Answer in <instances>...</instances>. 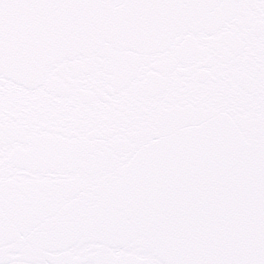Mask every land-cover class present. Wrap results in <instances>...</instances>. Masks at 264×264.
I'll return each instance as SVG.
<instances>
[{"label": "snow or ice", "instance_id": "snow-or-ice-1", "mask_svg": "<svg viewBox=\"0 0 264 264\" xmlns=\"http://www.w3.org/2000/svg\"><path fill=\"white\" fill-rule=\"evenodd\" d=\"M0 264H264V0H0Z\"/></svg>", "mask_w": 264, "mask_h": 264}]
</instances>
